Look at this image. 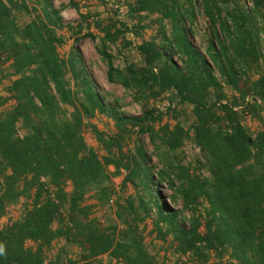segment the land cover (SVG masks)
Listing matches in <instances>:
<instances>
[{
    "label": "trees",
    "instance_id": "1",
    "mask_svg": "<svg viewBox=\"0 0 264 264\" xmlns=\"http://www.w3.org/2000/svg\"><path fill=\"white\" fill-rule=\"evenodd\" d=\"M26 1L0 0V55L12 62L17 77L8 90L11 99L0 94V220L21 198L31 199L32 191L35 197L22 219L0 228V264H45L44 252L61 239L79 255H59L51 264H161L146 248L140 228L152 212L157 213L158 236H172L179 255L191 254L201 264L208 263L211 253L238 264H264V0H251V9L246 0H200L212 32L205 55L192 42L200 12L194 0H138L129 5V13L157 17L160 39L135 46L144 65L123 70L115 67L110 46L128 33L140 37L145 27L134 30L121 24V30L112 24L103 29L97 24L105 37L96 51L106 62L110 83L139 93L145 101L169 94L171 104L192 107L197 119L192 141L212 176L205 181L192 176L176 155L190 139L184 123L157 131L155 125L162 124L165 113L128 117L106 103L78 51L61 59L58 49L64 39L58 31L65 27L51 8L53 0H39L40 14L22 26L16 14L31 16ZM70 6L78 10L73 0ZM83 38L96 42L91 33L76 42ZM68 71L79 91L66 78ZM226 88L238 97L228 98ZM9 100L16 106L2 113ZM246 112L261 124L255 136L243 124ZM96 114L114 120L113 135L90 125ZM88 127L105 152L102 157L85 140ZM136 129L138 135L149 136L166 171L155 173L151 156L139 142L134 151L124 152ZM109 167L115 168V177L124 171L123 187L132 186L137 195L101 228L98 219L91 218L92 207L84 203L93 191L99 204L109 203ZM164 181L180 187L190 218L162 201L158 190ZM202 198L208 206L202 203L200 213ZM28 242L36 249L27 248ZM104 256L109 262L104 263Z\"/></svg>",
    "mask_w": 264,
    "mask_h": 264
},
{
    "label": "rangeland",
    "instance_id": "2",
    "mask_svg": "<svg viewBox=\"0 0 264 264\" xmlns=\"http://www.w3.org/2000/svg\"><path fill=\"white\" fill-rule=\"evenodd\" d=\"M26 1V0H19ZM28 6L31 9V16L26 15L23 12L17 13V19L20 25L24 26L28 24L31 19L38 14H40V6L38 4L39 0H27ZM138 0H73V3L78 5V10L70 6V0H53L51 2V8L58 12V17L62 19L64 24V29L58 31V36L64 39V45L61 46L58 51L61 59H69V57L75 53L79 52L83 58L84 66L89 74L90 79L93 81L95 89L106 97V103L112 106L118 107L120 112L128 117H142L146 111H154L156 114L158 112L165 113L162 124H156L155 129L158 131L160 128L168 124L171 129L175 127L177 121L183 122L185 129L189 133V140H186L181 151L178 155L181 159L183 166L189 169V172L194 177H199L200 181H205L212 179L210 169L204 167L205 161L202 157L200 148L192 141L193 129L192 125L197 124V119L193 115L192 107L188 105H178L177 103L171 104L169 94L162 96L158 100H143L139 93L133 90H126L121 85L112 84L108 81L107 73L108 68L106 62L96 51V46L100 44L102 38H104V33L100 32L97 24L100 27L107 28L109 25L116 24L117 29H121V24H126L132 29H137L138 27H145L140 32V37L128 33L124 37H120L117 44L111 45L110 51L114 56L115 67L123 70L126 65L135 64L137 66H143V60L135 46H138L142 41H150L153 39H160L157 24L154 21L157 19L155 16H147V14L131 15L129 13V5H136ZM196 8L199 9L197 22L195 25L196 37L192 39V42L196 48H198L204 55L208 48L209 35L212 34L210 30V23L203 16V9L200 0H194ZM248 9L253 7L251 0H246ZM44 5V3H43ZM37 9V11H36ZM87 17V18H81ZM262 22V21H261ZM263 24L261 25V27ZM115 32V31H113ZM86 33H91L96 37V42L92 41L90 38L82 39L80 42H76L78 38L84 37ZM210 33V34H209ZM126 43H130L132 46H126ZM261 53L262 57L260 63L264 71V33L261 34ZM175 62L181 64L179 57L174 58ZM6 58L0 55V94L8 99L12 94L8 91L17 77L14 76V71L11 68L12 62H4ZM13 75V76H12ZM71 81V86L74 90H78L74 86V80L72 74L68 71L67 77ZM225 93L228 98L238 97V93L226 88ZM82 94H80V98ZM250 98V97H249ZM252 98V97H251ZM249 101H252V99ZM246 101V100H245ZM254 102V100H253ZM252 102H250L251 104ZM16 106L15 100H9L5 107L2 108L1 112L11 111ZM69 114L74 112L72 107H65ZM235 110L240 111L237 107ZM169 112V114H168ZM1 115V114H0ZM264 115V114H263ZM244 125L250 129L254 134L261 130V124L258 120L252 118L249 112L245 113V118L243 119ZM90 125L95 126L100 132L107 135H113L116 132L114 120L107 115L96 114V117L88 120ZM85 140L89 148L94 149L99 157L105 155L104 150L98 145L95 135L93 134L90 127L86 128L84 131ZM137 142L142 144L145 151L151 156V163L155 173L160 174L166 169L159 163L156 152H154V147L152 146L148 135H138L137 129L132 136V139L128 141L127 146H125L124 152L134 151L137 146ZM114 167H109L108 172L111 175L110 182L107 187H110L112 195L109 199V203L105 206L99 204L97 198V193L95 191L88 193L86 196L85 206L92 207V219H98L99 226L101 228H106L110 221L115 220L116 211L118 207H126V200L132 197H136V190L128 185L126 188L123 187V180L125 177V172L122 171V175L119 177L112 176L115 173ZM0 183L2 180L0 179ZM72 190L71 185H68L66 191L70 193ZM162 201L168 206L169 209L179 210L181 215L187 218L191 217V213L184 210V199L182 197V192L180 187L175 183H168L164 181L161 188L158 190ZM35 197V192L32 191L31 199L26 200L21 198L16 205L9 206L6 209L5 216L0 220V228L12 224L13 222L22 219L26 212L32 209L33 199ZM176 197V202L175 198ZM205 198L199 201V212L202 213L204 206H208L204 201ZM204 203V206L201 204ZM156 212H152L150 219L146 220V223L141 225V231L145 239L146 248L149 252L154 255L158 261L162 264H201L196 257L191 254L179 255L176 252L177 243L174 242L173 237L169 236L166 240H162L156 230L154 221L156 220ZM61 215L66 217L67 213L62 210ZM65 219V218H64ZM204 228L202 229V232ZM68 243L64 240L55 241L50 249H45L44 256L46 257L45 264H51L56 261L59 255L68 256L69 258L76 259L79 255V250L74 246L67 245ZM27 248L36 249V244L33 242H28L26 244ZM68 251L64 253L63 250ZM104 263L109 262L107 256L102 258ZM207 264H238L234 260H231L228 256L218 258L211 253V257Z\"/></svg>",
    "mask_w": 264,
    "mask_h": 264
}]
</instances>
